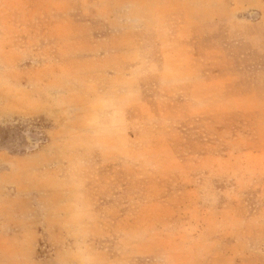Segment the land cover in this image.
Instances as JSON below:
<instances>
[{"label": "rangeland", "instance_id": "rangeland-1", "mask_svg": "<svg viewBox=\"0 0 264 264\" xmlns=\"http://www.w3.org/2000/svg\"><path fill=\"white\" fill-rule=\"evenodd\" d=\"M169 2L0 0V264H264V56Z\"/></svg>", "mask_w": 264, "mask_h": 264}, {"label": "crops", "instance_id": "crops-1", "mask_svg": "<svg viewBox=\"0 0 264 264\" xmlns=\"http://www.w3.org/2000/svg\"><path fill=\"white\" fill-rule=\"evenodd\" d=\"M133 1L151 2L153 0H133ZM167 1H170L169 3H167V6H171L172 4L176 6L178 5L180 6L182 5V3H185L190 0H167ZM231 2H232V6H231L232 9H235L237 12L249 13V15L252 16V18L250 17L249 19H247V25L245 31L242 32L237 27L231 25L233 24L231 21L229 24L222 25L223 20L221 21V19H223L224 15H222L221 13L223 12V10L226 9L223 8L224 4H221V2L218 0V2L215 3V7H220L219 9L218 8L215 9V11L217 12V16H216L217 30L213 33L212 36H209V38L213 39V41L217 45H223L225 47L238 49L237 56H239V51H241L242 48L245 49V55L247 57L253 56L255 58L258 56H264V0H231ZM125 14L127 13L125 12ZM185 15L187 16L183 6H181V10L175 11L173 9L167 12L166 17L167 18L171 17L168 27L169 32L176 33L174 29L177 30L180 27L182 28L183 25H185L183 23V20H181L182 21L181 24L175 22L174 20L175 18L184 19ZM124 31L126 30H121L119 31V33H122ZM184 32L185 31H183V33ZM226 60L227 61L229 60L232 63V61L234 60V56L228 57L227 59H225V61ZM253 99L258 101V103L253 102L254 105L259 106L261 103L262 104L261 107L258 108L256 107L257 109H253L251 107L248 110L245 108L244 112L247 113L257 110L258 113L260 112L264 113V108H263L264 94L262 96L259 95H257L256 97L254 96ZM260 108H262V110ZM1 179L2 178L0 177V180ZM1 182H3V180H1Z\"/></svg>", "mask_w": 264, "mask_h": 264}]
</instances>
